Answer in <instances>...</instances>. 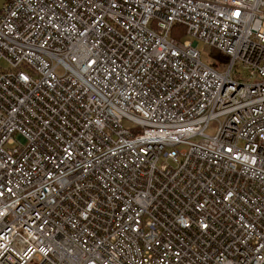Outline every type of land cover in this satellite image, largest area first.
Here are the masks:
<instances>
[{
    "label": "built area",
    "instance_id": "2783aa9c",
    "mask_svg": "<svg viewBox=\"0 0 264 264\" xmlns=\"http://www.w3.org/2000/svg\"><path fill=\"white\" fill-rule=\"evenodd\" d=\"M0 264H264V0H7Z\"/></svg>",
    "mask_w": 264,
    "mask_h": 264
},
{
    "label": "rangeland",
    "instance_id": "374dc122",
    "mask_svg": "<svg viewBox=\"0 0 264 264\" xmlns=\"http://www.w3.org/2000/svg\"><path fill=\"white\" fill-rule=\"evenodd\" d=\"M171 38L176 40L177 42H183V41H188L190 44L196 42L195 48L196 50L200 53V57H201V61L205 64H209L212 62L210 56H209V51L208 49L199 41H194L189 37H183L182 33L179 32L178 29H175L172 33H171ZM123 125H126L123 122ZM212 128H213V123H210L208 125V129L206 130V134H212Z\"/></svg>",
    "mask_w": 264,
    "mask_h": 264
},
{
    "label": "trees",
    "instance_id": "16d2710c",
    "mask_svg": "<svg viewBox=\"0 0 264 264\" xmlns=\"http://www.w3.org/2000/svg\"><path fill=\"white\" fill-rule=\"evenodd\" d=\"M209 56L213 61L212 67L218 71L221 69L222 65L227 63V57L215 50H209ZM207 65L210 66L209 64Z\"/></svg>",
    "mask_w": 264,
    "mask_h": 264
},
{
    "label": "water",
    "instance_id": "95a60500",
    "mask_svg": "<svg viewBox=\"0 0 264 264\" xmlns=\"http://www.w3.org/2000/svg\"><path fill=\"white\" fill-rule=\"evenodd\" d=\"M6 0H0V9H1V7H2V5H3V3L5 2Z\"/></svg>",
    "mask_w": 264,
    "mask_h": 264
},
{
    "label": "bare ground",
    "instance_id": "6f19581e",
    "mask_svg": "<svg viewBox=\"0 0 264 264\" xmlns=\"http://www.w3.org/2000/svg\"><path fill=\"white\" fill-rule=\"evenodd\" d=\"M6 1H7V0H6ZM6 1H5V2H6ZM5 2H4V3H5ZM4 3H3V4H4ZM2 6H3V5H2ZM1 8H2V7H1ZM0 10H1V9H0Z\"/></svg>",
    "mask_w": 264,
    "mask_h": 264
}]
</instances>
